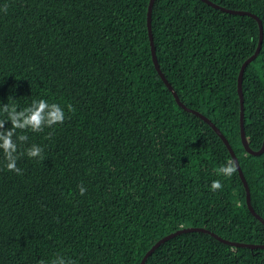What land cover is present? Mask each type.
Instances as JSON below:
<instances>
[{"label":"trees","instance_id":"trees-1","mask_svg":"<svg viewBox=\"0 0 264 264\" xmlns=\"http://www.w3.org/2000/svg\"><path fill=\"white\" fill-rule=\"evenodd\" d=\"M256 13L264 0H212ZM150 0H0V102L59 104L63 124L29 139L44 159L0 149V264H140L162 236L205 226L264 243L239 170L217 171L231 152L217 131L175 98L153 61ZM6 9V11H5ZM152 27L162 71L184 103L231 142L264 217V152L241 137L239 73L260 38L258 20L204 0H156ZM250 145L264 142V40L243 76ZM0 112V119H6ZM11 128V122L5 129ZM20 130H17V135ZM213 180L223 189L211 191ZM87 189L82 196L78 185ZM145 264H264V247L234 246L205 231L178 234Z\"/></svg>","mask_w":264,"mask_h":264},{"label":"clouds","instance_id":"clouds-1","mask_svg":"<svg viewBox=\"0 0 264 264\" xmlns=\"http://www.w3.org/2000/svg\"><path fill=\"white\" fill-rule=\"evenodd\" d=\"M6 11V9H5ZM0 112L6 115V119H0V149L3 150L5 158V166L8 171L14 172L17 175H23V170L17 166V161L20 156L26 154L29 158L44 159V149L37 145L24 149V152L18 153V144L13 137L16 136L21 144H25L29 137L24 134L25 130H30L34 133H39L45 127L51 128L56 124H63L65 121V112L57 103H48L44 99H34L30 106L18 110L17 106L12 104L9 99L8 104L0 102ZM11 122V128L5 129L6 122ZM17 130L20 134L17 135ZM237 171V163L228 159L225 164H222L217 171V175L231 177ZM80 195H84L87 189L83 184L78 185ZM223 189V184L220 180H213L210 185V190L215 192ZM39 264H46L44 260L39 261ZM51 264H75L74 261L65 260L62 256H57Z\"/></svg>","mask_w":264,"mask_h":264},{"label":"water","instance_id":"water-1","mask_svg":"<svg viewBox=\"0 0 264 264\" xmlns=\"http://www.w3.org/2000/svg\"><path fill=\"white\" fill-rule=\"evenodd\" d=\"M156 0H150L149 2V9H148V15H147V20H148V29H149V35H150V39H151V49H152V55H153V61L155 63L156 68L158 69L159 73L161 74L162 78L164 79V81L166 82V84L168 85V87L173 91V94L175 95L176 100L178 101V103L183 106L185 109L201 116L204 120H206L216 131L217 133L221 136V138L224 140L225 144L228 146L232 158L233 160L237 163V168L239 170L240 176L244 182L245 188H246V193H247V204L249 206V208L251 209V211L259 218L261 219V221L264 223V217L259 214L252 203V198H251V189H250V185L248 183V180L245 176V173L243 171V168L240 164L239 161V157L235 152V149L233 148L231 142L229 141V139L227 138V136L221 131V129L211 120L210 117L206 116L203 112L195 109V108H191L189 106H187L184 101L181 99V97L179 96V93L177 92V90L175 89V87L171 84V82L168 80L167 76L165 75V73L162 71L160 62L158 60V56H157V50H156V45H155V41H154V35H153V27H152V13H153V7H154V3ZM207 3L211 4L214 7H217L219 9H222L224 11L230 12V13H237V14H250L252 16H254L260 25V38H259V43L258 46L256 48V50L254 51V53L252 55H250L242 64L240 73H239V79H238V92L240 95V99H241V137H242V142L244 147L246 148V150L252 154H261L264 152V142L263 145L259 148V149H255L253 148L248 140L247 134H246V129H245V96H244V88H243V76H244V72L246 67L248 66V64L250 62H252L260 53L262 46H263V40H264V26H263V22L262 19L256 14L253 13L249 10H244V9H235V8H230V7H226L223 5H220L212 0H204ZM188 231H205L207 233H210L211 235L217 237L218 239L227 242L231 245L234 246H246V247H264V243H255V242H246V241H239V240H231V239H227L226 237L220 235L219 233L215 232L212 229H209L208 227L205 226H193V225H187V226H183L181 228L175 229L172 232L162 236L160 239H158L144 254L140 264H145L146 261L148 260L149 256L155 251V249L157 247H159L162 243H164L165 241H167L168 239L184 233V232H188Z\"/></svg>","mask_w":264,"mask_h":264}]
</instances>
